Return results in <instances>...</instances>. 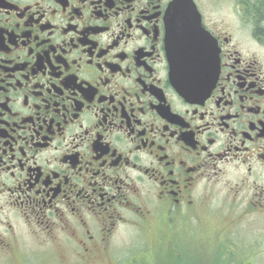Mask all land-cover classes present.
Listing matches in <instances>:
<instances>
[{"label":"flooded vegetation","instance_id":"1","mask_svg":"<svg viewBox=\"0 0 264 264\" xmlns=\"http://www.w3.org/2000/svg\"><path fill=\"white\" fill-rule=\"evenodd\" d=\"M173 1L0 0V251L23 226L89 263L122 226L264 217V2L232 0L234 36L195 0L221 69L188 101Z\"/></svg>","mask_w":264,"mask_h":264},{"label":"rangeland","instance_id":"2","mask_svg":"<svg viewBox=\"0 0 264 264\" xmlns=\"http://www.w3.org/2000/svg\"><path fill=\"white\" fill-rule=\"evenodd\" d=\"M231 2L214 0L217 6L210 13L218 30H226L236 36L238 28L234 26L237 25V14ZM242 31L245 32L244 29ZM243 217L236 216L231 226L229 221L222 220L225 223L216 226L204 219L192 221L190 225H182L181 221L170 225L162 220L159 229L153 226L154 222L141 228L122 226L107 250L83 264H215L217 254L221 259L216 264H242L240 260L246 264H264V217L257 214ZM225 228H228L226 233L223 232ZM17 230L21 235V257L16 260L0 251V264H82L77 261L76 253L54 250L46 236H31L23 226ZM230 244L237 246V251H225L224 248Z\"/></svg>","mask_w":264,"mask_h":264},{"label":"water","instance_id":"3","mask_svg":"<svg viewBox=\"0 0 264 264\" xmlns=\"http://www.w3.org/2000/svg\"><path fill=\"white\" fill-rule=\"evenodd\" d=\"M196 26H197V24H195V25L192 26L191 28L193 29V28H195ZM190 42H191V41H190ZM190 42H189V43H190ZM213 48H214V44H212V48H211V49H213ZM209 57H210V58H209L208 64H209L210 60L212 61L213 58H214V52H213V51H212V55L210 54ZM208 64H206L205 60H202V61L198 62V61L196 60V57L194 56V57H193V60H192V64H191L192 69H194V70L199 69V73H198V74H195V76H196V77H207V76L211 75V74H208V73H207V71H208V69H209V65H208Z\"/></svg>","mask_w":264,"mask_h":264},{"label":"trees","instance_id":"4","mask_svg":"<svg viewBox=\"0 0 264 264\" xmlns=\"http://www.w3.org/2000/svg\"><path fill=\"white\" fill-rule=\"evenodd\" d=\"M259 2H260V3H263L264 1H259ZM259 2H256V3H259ZM251 14H252V16H255L256 19H257L258 17H261L262 20H263V18H264V10H262V11H260V12H257V10H255V11H252ZM256 31H259V32L263 33V32H264V27H262V25H261L260 23H257Z\"/></svg>","mask_w":264,"mask_h":264}]
</instances>
